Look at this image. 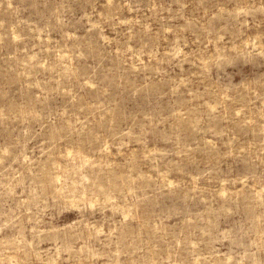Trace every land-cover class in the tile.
<instances>
[{
  "label": "rangeland",
  "instance_id": "rangeland-1",
  "mask_svg": "<svg viewBox=\"0 0 264 264\" xmlns=\"http://www.w3.org/2000/svg\"><path fill=\"white\" fill-rule=\"evenodd\" d=\"M0 264H264V0H0Z\"/></svg>",
  "mask_w": 264,
  "mask_h": 264
},
{
  "label": "bare ground",
  "instance_id": "bare-ground-1",
  "mask_svg": "<svg viewBox=\"0 0 264 264\" xmlns=\"http://www.w3.org/2000/svg\"><path fill=\"white\" fill-rule=\"evenodd\" d=\"M52 137V136H51ZM33 177V176H32ZM21 180V179H20ZM38 180H40V179H38ZM32 181V180H31ZM43 182V181H42ZM31 183V182H30ZM44 187V186H43ZM100 190H101V187L99 188ZM99 191V190H98ZM97 191V193L99 194V192ZM36 193V192H35ZM38 194V193H37ZM102 194V193H101ZM100 194V195H101ZM153 203V202H152ZM151 204V203H150ZM154 204V203H153ZM253 225V224H252ZM66 247V246H65Z\"/></svg>",
  "mask_w": 264,
  "mask_h": 264
}]
</instances>
